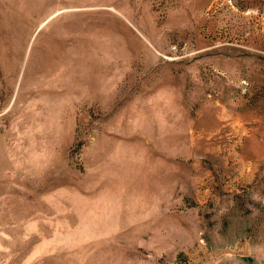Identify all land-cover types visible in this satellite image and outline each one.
I'll use <instances>...</instances> for the list:
<instances>
[{
	"label": "rangeland",
	"instance_id": "1",
	"mask_svg": "<svg viewBox=\"0 0 264 264\" xmlns=\"http://www.w3.org/2000/svg\"><path fill=\"white\" fill-rule=\"evenodd\" d=\"M0 264H264V0H0Z\"/></svg>",
	"mask_w": 264,
	"mask_h": 264
}]
</instances>
